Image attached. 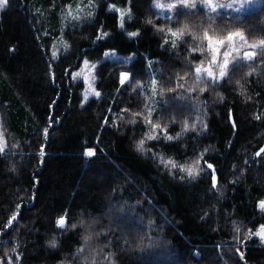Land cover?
I'll list each match as a JSON object with an SVG mask.
<instances>
[{"label":"trees","instance_id":"16d2710c","mask_svg":"<svg viewBox=\"0 0 264 264\" xmlns=\"http://www.w3.org/2000/svg\"><path fill=\"white\" fill-rule=\"evenodd\" d=\"M73 1L8 0L0 10V128L5 141L0 154V264L10 259L11 264H84L73 255L83 244L84 229L71 228L81 218L95 221L89 230L101 233L84 253L103 248L97 264H109L107 253L114 254L116 264H264V243L256 236L244 241L249 229L264 224V213L256 206L264 199V153L255 155L264 147V54L234 67L220 85L189 93V61L203 57L189 54L191 36L176 48L170 40L163 44L169 27L185 23L197 34H202L200 26L211 24L215 34L240 28L250 42L264 38V0L238 20L224 13L210 20L201 7L192 15L178 9L170 20L157 14L152 0H97L90 19L63 30L67 50L53 59L61 10ZM109 4L131 8L123 30ZM101 25L109 35L97 39ZM137 30V36L127 35ZM112 50L133 58L104 57ZM85 59L96 66L94 87L100 96L84 101L82 82L72 73ZM149 62L158 70L155 96ZM249 64L256 71L245 76ZM121 72L132 74L124 85ZM185 72L189 76L180 81L185 87L177 88L178 74ZM238 79L250 99L237 90ZM137 81L141 86L134 87ZM149 109L153 123L167 124L172 136L181 132L185 119L197 121V127L173 141L146 142L151 151L141 154L136 143L148 131L144 116ZM85 147L95 154L85 157ZM153 152L180 163L204 153L205 170L195 180H181L179 170L170 175ZM204 161L214 165L219 190L212 187ZM14 213L17 219L5 228ZM65 214L67 231L55 223ZM53 236L56 248L48 244Z\"/></svg>","mask_w":264,"mask_h":264},{"label":"snow or ice","instance_id":"6c2138e0","mask_svg":"<svg viewBox=\"0 0 264 264\" xmlns=\"http://www.w3.org/2000/svg\"><path fill=\"white\" fill-rule=\"evenodd\" d=\"M260 2V0H240V3L238 6L234 7V3H227V4H221L217 3L216 0H172L171 3L168 4H162L159 2V0H154L153 6L156 9H167L169 12H174L177 9H188L189 15L194 14L191 10H196L198 8V5H200L206 12V15L208 19H213L215 15H218V9H233L236 12H239L245 4L251 5L253 3ZM8 3V0H0V10H3ZM88 6L91 8H95V5L93 3V0H88ZM66 8L69 9L67 15L68 17H71L75 20H81L82 17L79 15H73L71 11V5H66ZM77 10L80 11L79 5L77 6ZM108 11L115 12L118 14V27L123 30L125 26V17L127 16L128 19L131 18V8L127 9H121L118 8L115 4H109L108 5ZM94 15L93 11H89L86 14L85 18H91ZM171 19V17H169ZM236 19H240L239 16L236 17ZM147 23L151 24L152 21L148 20ZM200 29L202 31V34H197V31H194L187 23L173 29L172 27H169L166 30L165 33V39L163 41V44H167L168 36L170 35L172 37L171 45L172 48H176L179 42H182L185 37L191 36V43L189 44L188 52L189 54H199L202 59L199 61H193L190 60L189 64L192 65V86L187 88V91L189 93L192 92H198L203 93L209 84H212L214 86L220 85L222 81H224L227 77L229 72L236 66H240L242 62H249L253 61L257 55L264 54V38H260L258 40H253L252 42H249L247 36L245 35V32L243 29L237 28L234 30H228L224 34H215L214 26L209 24L207 26H200ZM157 31L159 32H165L164 28H158ZM97 39H101L103 37H106L109 35V33L103 31V25L99 29H97ZM139 34V30L135 32H128L127 35L129 37H134ZM163 44L161 45L163 47ZM55 47V45H53ZM67 50V45H65ZM10 51H14V49H10ZM114 51V50H112ZM110 53L105 52V56H108ZM56 52L53 51L52 56L53 58H56ZM85 67H89V61L87 59L84 60ZM91 68H95V65H91ZM249 71L245 73V76L250 75L252 72H255L256 69L251 67V64L248 65ZM80 73H72L73 77L75 78ZM132 74L129 72H121L120 73V84L124 85L125 81L129 79V77ZM189 76L188 72H185L182 76L178 74V82L176 87L177 88H184V83H181L180 81H184L185 77ZM88 82V78L85 77V83ZM235 83L237 84L238 88L237 90L241 95L245 97V100L250 99L245 94L244 86L241 84L240 80H236ZM157 85L158 81L153 78L151 80V91L153 96L157 93ZM203 85V86H201ZM141 86L140 82L137 81V84L134 87ZM168 91H175V89L169 88ZM161 94L163 93V89H160ZM96 96H100L99 92L95 93ZM217 97L221 101L224 100V96L222 93L217 92ZM85 99H87V95L85 96ZM55 103V102H54ZM83 104V101L81 102ZM51 107V105H50ZM152 109H149L147 112V115L144 116V123L146 127L148 128V131L144 133V137L141 138L136 143V150L140 152L141 154H146L148 151H151V149H146L145 144L149 141H159L161 139H164L165 141H173L178 139L184 132H187L190 129H195L197 127V121H192L191 124L187 119L184 120L182 130L180 133H177L176 136H172L168 132V125L164 124L161 125L159 122L153 123L152 121ZM143 114L140 112H134L133 116H142ZM229 119L231 120V110H229ZM255 119L259 120L260 116L256 115ZM199 121V124L202 128H206L207 125L203 123L202 120H199V117L197 118ZM132 124L137 123L135 119L130 121ZM105 123H107V118L105 120ZM233 128L236 127L235 122H232ZM45 136H47V133L49 132V128H44ZM160 133H163V136L160 135ZM13 147H17V145H13ZM44 145L41 146V152L40 155H44ZM208 149H205L204 152H207ZM5 153V144L2 139H0V154ZM261 153H264V147H261L259 151L255 153L256 156H260ZM95 154V150L91 147H85L84 148V156L85 157H92ZM204 153H200L198 157H196L191 163H180L176 161L173 157L168 156L165 157V155L161 153H152V158L154 160H157L159 165L163 166L165 170L168 171L170 175H174V171L178 169L180 175V179L184 180L187 178L188 180H195L201 172H203L205 169L201 166V161L203 160ZM42 162V161H41ZM247 163V161H245ZM204 164H206L207 169L211 170V182L212 187L214 189H217V175H216V169L213 164L208 163L207 161H204ZM15 171V168L12 169ZM257 209L264 213V199H260L257 201ZM21 205H16L17 210H19ZM207 215V213H205ZM17 219V214L14 213L12 217L9 218L7 225H5V228L11 226L13 222ZM56 226L59 229H63L65 231L68 230V220H67V214L59 216L56 221ZM95 223V221L92 222H86L83 218L79 220L78 223H72L71 228L76 229L78 226L82 227L84 229V234L82 236L83 244L76 249V252L73 254L74 256H79L83 259L84 264H97L96 257L104 251L103 248H100L99 251L96 249H92L90 256L84 255L85 249L89 247L90 241L94 237H99L101 233L90 231L92 224ZM151 224V221H149ZM233 228L236 233L240 232V227L236 224V222H233ZM253 236L258 237L262 243H264V224L259 225L255 231H252L249 229L248 232L244 234V241H247L251 239ZM141 241H143V237H141ZM48 244L52 248H56L58 241L55 236L51 240L48 241ZM139 247V245H137ZM13 252H16V248H12ZM239 251V249H237ZM113 253H107L105 254L104 259L109 261V264H116L115 260L111 259L113 256ZM244 253H240V258L243 259ZM17 260L20 259L19 256L16 257ZM9 264H11V259L9 260ZM64 264V262H62Z\"/></svg>","mask_w":264,"mask_h":264},{"label":"rangeland","instance_id":"374dc122","mask_svg":"<svg viewBox=\"0 0 264 264\" xmlns=\"http://www.w3.org/2000/svg\"><path fill=\"white\" fill-rule=\"evenodd\" d=\"M159 2L162 4H168V3H171L172 0H159ZM216 2L221 3V4L234 3V7H236L239 5L240 0H216ZM93 3L96 6L97 0H93ZM261 3H262V0H260V2L253 3L251 5L245 4L244 7L239 12H236L233 9H218V13H224V14L232 15V16H242L244 13L249 12L255 8H258L261 5ZM153 4H154V0H152V6H153ZM67 5H71V11H72L73 15H79L80 17H82V19L81 20H75V19H72L71 17H68L67 13H68L69 9L65 7L66 5L62 8L61 15H60L61 16V22H62L61 27H60V33L53 40V44L51 47V56H52L53 51H55L57 54L56 58L59 56L60 53H63L66 51L65 45H67V42L63 38V35H62L63 30L65 28H68V27L69 28L77 27L81 23V21L84 22L86 19H90V18H85L87 12L94 11V8H91L88 6V0H74L72 3H69ZM78 5H79L80 9H82V10H80V11L77 10ZM116 6L118 8H121V9H127V8H123L122 6H118V5H116ZM199 7H201V6L198 5V8ZM155 10H156L157 14L161 17H166V18L171 17L170 20L173 19V16L175 13V11L169 12L166 8L165 9H156L155 8ZM186 10H188V9H186ZM168 40H170L169 43H171L172 37L170 35L168 36ZM53 45H55V47H53ZM107 52H109L110 54L108 56L104 55V57L123 59V60L126 59V61H128V62L131 60V58H133L132 56L118 57V55L113 51H107ZM52 58H53V56H52ZM56 58H53V59H56ZM83 62L81 63L80 68L75 71L76 73H80L75 78L82 82V86H83L82 94H83V99L85 101L90 97H96L95 93L97 92V90L94 87V82H95L94 71H93L94 68L90 67L91 65H94V63L89 61V67H85ZM147 70H149V72L151 71V73H150L151 78L150 79L151 80L153 78L156 79V74L158 73V70L155 67V65L153 64V62H149L147 64ZM85 77L88 78L87 83H85ZM86 95H87V99H85ZM0 139H2L4 141V135L2 134L1 128H0ZM4 144H5V141H4ZM257 239L261 242V240L258 237H257Z\"/></svg>","mask_w":264,"mask_h":264}]
</instances>
